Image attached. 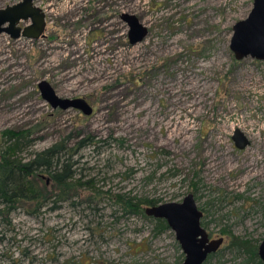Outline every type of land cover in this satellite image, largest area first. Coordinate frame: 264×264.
I'll return each instance as SVG.
<instances>
[{
    "label": "rangeland",
    "instance_id": "1",
    "mask_svg": "<svg viewBox=\"0 0 264 264\" xmlns=\"http://www.w3.org/2000/svg\"><path fill=\"white\" fill-rule=\"evenodd\" d=\"M20 1L0 0V9ZM34 5L44 37L0 36V140L30 134L24 162L62 143L81 187L58 188L43 174L41 207L23 202L0 216V264H181L174 233L126 214L123 197L162 205L192 194L202 228L224 240L205 264H234L232 237L264 240V61H236L229 48L253 0ZM123 13L148 30L135 46ZM41 81L92 114L52 109ZM236 130L249 142L242 150Z\"/></svg>",
    "mask_w": 264,
    "mask_h": 264
},
{
    "label": "water",
    "instance_id": "2",
    "mask_svg": "<svg viewBox=\"0 0 264 264\" xmlns=\"http://www.w3.org/2000/svg\"><path fill=\"white\" fill-rule=\"evenodd\" d=\"M35 0L20 2L0 9V36L6 34L12 40L25 38L38 40L44 37L46 17L41 9L34 5ZM120 20L128 28V42L131 46L141 43L148 30L133 15L121 14ZM20 22H28L23 28ZM230 51L236 61L251 58L264 61V0H253L248 17L232 27ZM38 90L43 101L54 110L68 109L90 116L91 106L84 99H62L46 82L38 83ZM232 140L237 149L242 150L248 144L244 135L236 130ZM144 213L148 218L165 221L174 233L175 239L184 255L181 264H205L208 257L215 254L223 245V238L210 239L201 226L202 212L198 209L192 194L184 197L181 203H165L146 207ZM258 257L264 263V240L258 245Z\"/></svg>",
    "mask_w": 264,
    "mask_h": 264
},
{
    "label": "trees",
    "instance_id": "3",
    "mask_svg": "<svg viewBox=\"0 0 264 264\" xmlns=\"http://www.w3.org/2000/svg\"><path fill=\"white\" fill-rule=\"evenodd\" d=\"M29 136L30 134L26 132L13 131H6L1 135L0 216L23 202H35L37 209L41 207V201L45 198L46 191L44 187L39 186V181L43 179L42 176L45 173L49 175L50 181L58 188H66L70 191L74 187H81L80 183H71L74 177L71 171L72 164L69 163V158L64 159L66 149L60 142L41 153H35L30 160L24 162L21 154L32 144ZM83 146V144H79V147ZM56 198L57 201L64 200L60 195ZM118 203L123 207L126 214L142 215L145 219L148 217L141 206L158 205L156 201L139 200L135 202L124 197L119 198ZM36 211L38 210L33 212L36 213ZM150 221L154 222L158 232L168 229L163 220L150 218ZM258 245V242L232 237L229 245L225 248L234 253V264H264L258 257ZM219 254H221L220 250L209 256L207 261Z\"/></svg>",
    "mask_w": 264,
    "mask_h": 264
}]
</instances>
